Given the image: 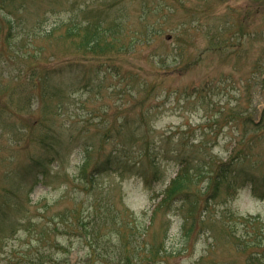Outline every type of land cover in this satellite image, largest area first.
<instances>
[{
  "label": "rangeland",
  "instance_id": "1",
  "mask_svg": "<svg viewBox=\"0 0 264 264\" xmlns=\"http://www.w3.org/2000/svg\"><path fill=\"white\" fill-rule=\"evenodd\" d=\"M13 1L16 17H23L32 26L29 35L21 32V26L17 28L8 44L3 41L5 30L0 38V200L8 197L15 207L0 213V264H8L11 251L33 241V234L21 228L6 238L23 207L33 215L45 205L41 202L31 208L35 202L59 200V209L70 216L77 210L73 200L79 198L86 199L87 204L94 198L111 201L126 218L119 219L124 224L101 230L98 238L70 234L66 225L59 223L51 241L70 243L71 264H264V243L259 248H249L252 243H236L226 235L225 225L228 210L264 218V0ZM8 4V0H0V26H5ZM105 8L110 9V19L114 18L121 29L124 52L130 53L113 57L117 71L105 75L108 82L115 83L122 67L154 87L153 96L141 103L143 111L135 98L102 99L95 95L96 89L85 91L83 85L88 79L102 83L103 74L98 73L93 55L78 49V39H62L63 30L50 37L54 44L47 50L52 56L46 61L28 59L24 53L23 45L33 43V33L42 38L54 24L62 22L71 28L73 22L83 23L89 11ZM145 23L148 30L158 28V36L133 52L131 45L138 35L151 39ZM36 41L47 47L44 41ZM54 61L70 64L72 76L81 79L75 88L62 86L68 99L58 100L53 89L41 84L40 76ZM30 70L33 78L28 75ZM122 86L130 88L132 83L125 80ZM55 101L59 104L53 108ZM234 108L238 116L233 115ZM148 110L152 115L150 135L156 140L176 133L174 139L181 136V151L188 154L193 148L196 155L208 157L199 160L198 166L207 174L192 186L189 201L203 204L206 200L200 195L207 185L206 160H228L241 176H250L255 183L235 189L223 187L217 200L193 208L197 225L190 224L189 241L184 245L179 217L165 209L154 213L177 170L173 162L162 158L163 172L149 185L139 175L121 176L114 170L95 178L92 187L78 180L86 155V146L73 143L79 133H96L101 125L112 129L123 117L145 119ZM217 121L220 126L215 130ZM43 138L54 151L49 146L43 148ZM101 139L94 141L91 164L99 157ZM145 150L134 148L132 161H139ZM91 164L88 161V171ZM144 166H148L147 161ZM129 210L133 215L126 214ZM251 240L246 237V241ZM138 243L153 246L160 256L146 259L139 255ZM255 252L260 257L255 258ZM249 253L253 257L248 261Z\"/></svg>",
  "mask_w": 264,
  "mask_h": 264
},
{
  "label": "trees",
  "instance_id": "2",
  "mask_svg": "<svg viewBox=\"0 0 264 264\" xmlns=\"http://www.w3.org/2000/svg\"><path fill=\"white\" fill-rule=\"evenodd\" d=\"M8 1L11 4H8V16L4 18L5 26H0V38L5 30L3 41L6 44L12 40L17 28L21 26V32L29 35L32 26L29 22H25L23 17L22 19L16 17L17 7H15L13 0ZM137 4L139 7L140 3L137 2ZM78 12H81V10ZM89 14V17L85 19L83 23L73 22L71 28L66 27L63 22L61 25L54 24L45 32V35H42V38L37 37L36 34L33 33V43H30V45L25 43L23 45L24 53L27 55L26 58L32 60L39 58L41 61H46L49 56H52V54H47V50L54 44L52 40H50V37L57 34L60 30H63L64 34L62 39H78L80 42L78 44V49L85 53L92 54L97 63L96 69L98 73L103 74L102 83H96L88 79L83 85L85 91H93L96 89L97 92L95 95L102 99L103 97H116L119 101L123 98H135V101H137L141 107L140 111H143L141 103L153 96L155 92L154 87H149L147 82H140L138 76L134 77L129 75L132 73L131 70H123L122 67H120L122 69V74L120 77H117V82H108L109 79L105 74L115 73L117 71V67L114 65L115 63L112 58L117 57L119 59L130 53L124 52L126 44H123L125 41H123V37H121V29L116 25L114 18L110 19L111 14L109 8H105L102 11L91 10ZM76 18L77 15L73 16L71 20ZM144 29L147 31L146 33L150 34L151 39L146 37L142 39L138 35L137 39H133V47L131 45V50H133V52L137 51L135 49H141L144 46V42H149L158 36V28H151L148 30L147 23H145ZM36 39L44 41L47 47L37 45ZM160 62L162 63L161 60ZM41 65L45 66L47 63L41 62ZM113 69L115 71L112 72ZM28 75L33 78L35 74L33 70H30ZM125 80L130 81L132 87L123 88L122 83ZM40 81L41 84L43 83L47 87L53 89L54 94L59 96L58 100L63 98L68 99V97L63 96L64 90H62V86L64 87V85H66L69 90L70 88L79 86L81 83V79L72 76L70 64L61 61L50 63L46 71L40 76ZM34 83L35 81H33L32 85ZM41 91L43 92L42 87ZM80 102L85 103V101ZM58 104L59 103L55 101L53 108L57 107ZM232 110L234 111L233 115L238 116L236 108ZM151 116L148 110V112L145 113V119H143L142 116H137L134 120L123 117L112 129L106 128L100 124L101 128L97 130L96 133L86 134L85 131L80 132L73 143L79 142L83 144V146H86V155L82 158L83 164L79 168L78 180L92 187L95 178L110 172V170H114L119 172L121 176H124L122 175L124 173L137 174L147 183L153 176L157 179V177L162 174L164 168L160 163L162 158L166 162H173L177 166L175 176L170 181L168 187L163 191L162 198L156 208L171 211L172 214L179 216L180 228L184 231L182 235L184 245L189 241L190 234L187 229L190 224H193L195 227L197 225V215L193 213L198 205L202 208L206 206L208 200H217L215 198L219 197L223 187L235 189L238 183L253 182V179L250 176H241L240 172L235 169L232 163L228 164V160L217 163L213 161L210 163L209 160H206V171H208L207 185L201 188L200 192L201 197L205 195L206 200H203V204L201 201L197 203L195 199H193V202L189 201V199L193 198L192 186L196 183L197 179L207 174V172H203L198 166L199 160L201 157L206 159L208 157L196 155L193 148L188 154L181 151V136L179 135L177 139H174L176 133H170L156 140L154 136L150 135L151 130L148 127ZM248 122L247 119L246 123ZM215 124L219 126V121ZM125 131L128 132L127 135ZM96 139H101L100 143L102 144V148L97 161L91 164V153ZM41 143L44 149H46V146H49L54 151L53 147L49 145L47 141L45 143L44 138ZM156 144H159L161 148L157 147ZM138 147H146L145 154L141 155L139 161L134 162L131 158L136 152L133 150ZM149 147H153L154 150ZM88 161L92 165L89 171L87 170ZM144 161H147V168L144 166ZM261 181L263 182L264 179ZM210 196L212 197L208 198ZM218 201L219 203H225L224 201ZM41 202H45L43 209L35 211L33 215H29L27 214V208L23 207L20 215H18L19 219H16V221L10 224L9 231L11 234L6 236V238H12L16 233L15 230L21 228L33 234V241L30 243H23L20 249L11 251L13 255L8 257V264H71L69 259L70 243H52L51 241L52 235L57 231L59 223H64L66 225V230H68L70 234H82L88 238L91 236L98 238V234L101 230L124 224V222L119 221V219H122L121 216L126 218L124 213L115 210L113 204L110 203L111 201L109 202L108 200L102 201L94 198L90 204H87L86 199H74L72 206L76 207L77 210L73 211L70 216L65 215L64 211L59 209V200L51 202L42 199L35 202L30 207L35 208V206ZM11 208H15L11 203V199L8 197H1L0 213L2 212L5 214V210ZM126 214L128 216L133 215L131 211H126ZM1 220L3 219H0V221ZM152 223L153 215L149 220V225ZM225 225L228 227L226 235L228 238L231 237L235 240L236 243H252L249 248H259L264 243V237H262L264 235V229L260 228L262 225L264 227V220L260 219L258 216H240L228 212ZM242 229H244V233H240ZM129 231L133 232L131 229ZM259 233L263 235H259ZM246 237L252 238L253 240L246 241ZM138 244L140 248H137V252L146 259L153 258V256H160L161 254V252L155 253L153 246L147 248L143 243ZM176 252H178V250H176ZM255 254L254 257H260L259 253L255 252ZM252 257V254L249 253L248 261L249 259L252 260Z\"/></svg>",
  "mask_w": 264,
  "mask_h": 264
}]
</instances>
